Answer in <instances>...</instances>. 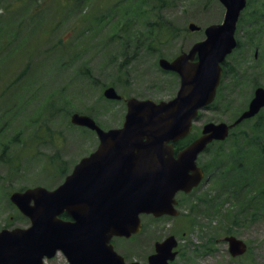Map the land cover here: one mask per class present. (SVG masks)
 Wrapping results in <instances>:
<instances>
[{
  "label": "rangeland",
  "instance_id": "rangeland-1",
  "mask_svg": "<svg viewBox=\"0 0 264 264\" xmlns=\"http://www.w3.org/2000/svg\"><path fill=\"white\" fill-rule=\"evenodd\" d=\"M248 4V9L263 12L264 0H248ZM224 11L218 0H0V229L29 224L9 201L13 191L34 186L52 190L95 150V133L71 124L72 113L90 116L103 129L120 127L125 101L103 97L108 83L124 98L156 102L173 98L179 78L161 69L158 59L171 60L186 52L204 38L205 27L222 22ZM156 21L164 31L160 43L149 50L146 45L139 48L135 36L129 42L123 40L128 33L149 32L146 24ZM247 21L251 19L241 22L246 26ZM189 23L200 29L189 31ZM239 26L238 42L244 47L249 44L243 33L249 30L258 42L259 59L253 63L244 53L237 79L242 85L234 94V51L226 57L232 80L225 79L223 97L217 103L199 112L193 123L195 136L206 123H232L254 87L264 88V36L255 32L264 27V18L246 28ZM165 29L171 33L166 35ZM62 41L68 44L63 47ZM125 58L131 59L118 70ZM30 63V71L23 76L22 69ZM233 140L229 137L221 149L228 152ZM219 145L201 154L198 165L216 158ZM212 178L205 175L191 192L176 195L177 216L168 217L167 222L141 216L140 233L129 240L116 238L114 248L145 263L154 241L172 233L180 253L171 264H264V210L232 222L223 213L234 211V198L215 199L218 212L212 207L210 200L221 189L213 186L219 175ZM227 235L246 242L247 251L230 256L222 240ZM50 264L66 262L60 255Z\"/></svg>",
  "mask_w": 264,
  "mask_h": 264
},
{
  "label": "water",
  "instance_id": "water-1",
  "mask_svg": "<svg viewBox=\"0 0 264 264\" xmlns=\"http://www.w3.org/2000/svg\"><path fill=\"white\" fill-rule=\"evenodd\" d=\"M223 20L204 29V39L172 60L161 58V69L179 76V88L168 101L126 99L121 127L101 129L94 120L73 113L70 122L93 130L98 146L82 158L53 190L41 186L12 192L10 202L29 220L26 228L0 230V264H42L61 250L70 264H124L110 243L140 231L139 215H176L177 192L189 193L203 178L197 156L212 141L224 140L229 129L264 107L258 88L247 110L231 125L207 123L201 135L174 154L173 143L190 133L198 110L210 104L221 78V63L232 52L234 31L245 0H219ZM190 31L199 28L188 24ZM110 100L121 96L113 87L103 91ZM66 213L71 221L58 216ZM234 257L245 243L225 237ZM173 236L155 244L147 264H168L176 255ZM131 264H140L137 262Z\"/></svg>",
  "mask_w": 264,
  "mask_h": 264
},
{
  "label": "trees",
  "instance_id": "trees-1",
  "mask_svg": "<svg viewBox=\"0 0 264 264\" xmlns=\"http://www.w3.org/2000/svg\"><path fill=\"white\" fill-rule=\"evenodd\" d=\"M262 11H264V7H262ZM104 19L106 18H101V20ZM118 26L114 30L115 34L119 31ZM163 27L159 21L147 23L146 31L149 29V32H139V34L128 33L123 40L126 39L129 42L135 36L136 40L134 41H136L139 48L146 45L147 50H149L150 47L160 43L163 35L161 32L164 31ZM169 33L171 31L165 29V34L168 35ZM67 44L68 42L64 43L63 41L60 43L63 47ZM134 53H137L136 50ZM130 59L125 58L122 63L117 65V69L122 70L129 63ZM31 65L32 63L26 64L22 69L23 76L28 74ZM231 72L232 69H229V63L224 61L222 64L221 81L214 103H217L223 97L221 89L223 83L226 81L225 79L232 80ZM93 81H96V79H93ZM234 82H238V80L234 79ZM104 86H113V84L110 85L108 83ZM232 86L234 90V85ZM242 125L237 126L239 130L236 134L234 132L229 134L228 138L234 137V144L228 152H224L221 149V144L226 142L228 138L224 142L213 143L208 146L206 152H208L207 150L212 145L220 144L215 156L216 158L212 161L209 159L201 165L207 179L212 178L215 174L219 175V178L213 180V186L221 188L220 190H215L218 195L210 200L213 203V209L218 212V204H216L215 199L222 196L227 197V199L234 198V211L227 210L223 213L224 216L232 218V222L234 223H237L243 214H248L253 218L264 210V113H260L248 127L240 128ZM192 137L194 136L192 135ZM190 140L192 138H187L176 143L175 150L180 149Z\"/></svg>",
  "mask_w": 264,
  "mask_h": 264
},
{
  "label": "flooded vegetation",
  "instance_id": "flooded-vegetation-1",
  "mask_svg": "<svg viewBox=\"0 0 264 264\" xmlns=\"http://www.w3.org/2000/svg\"><path fill=\"white\" fill-rule=\"evenodd\" d=\"M249 6H250V4H248V2H247V3H246V6H245V7L242 9V11L240 12L239 19H238V22H241L242 19H245V18L249 19V18H250L251 21H249V22L247 21V22H246V26H250L253 22L258 23L261 19L264 18V11H263V12H257V11H255V10H252V8H249V9H248ZM250 7H251V6H250ZM243 17H244V18H243ZM241 24H242L241 26H242L243 28H246V26H245V24H244L243 22H241ZM238 26H239V23H237L236 29L238 28ZM239 27H240V26H239ZM255 32H256V35H257V36H259L260 33H261L262 36H264V27H263V28L260 27L259 30L256 29ZM243 33H244V37L247 36V38H246V42L249 43V44H248L247 46H245V47L242 46V45L238 42V40H237V38H236V31H235V39H236V48L234 49V67H235V69H234V79H235V80L241 77V75H240L241 72H239V67L243 66V64L245 63V61H243V59H244V53H246V54L248 55V57L251 56V59L253 60V63L256 62V61L259 59V55H260V49H259V46H258V42L256 41V39H255L254 37H252L250 31H249V30L247 31V29H245V31H244ZM256 35H254V36H256ZM243 47H244V48H247V49L243 50ZM252 52H253V53H252ZM250 54H251V55H250ZM249 64H251V62H249ZM241 85H242V84H241L240 82H234V90H233V93H234V94H235V91H236V90L240 89V86H241ZM258 86H259V85H256V87H254L253 92H252V96L250 97L249 101H250V100L252 99V97L254 96V92H255V90H256V88H257ZM249 101H248V103H249ZM248 103H247L246 107H245L244 109H242V110L239 112V114H238L237 116L241 115V113L244 112L245 109H247V107H248ZM263 108H264V107H263ZM263 108L260 109V111L257 113L258 115H259L261 112H263V110H264ZM257 114H256V115H257ZM256 115H254L253 117H250V118H246V119H244V120L252 119V118H254ZM235 119H236V118H235ZM145 216L151 218V220H154V221H157V220H158V221H160V222H167V220H168V216H165V215L160 216V217H154L153 215H149V214L142 215L143 218H144ZM59 218L62 219V220H64V221H71V218H70L67 214H65V213L61 214V215L59 216ZM141 229H142V224H141ZM140 231H141V230H140ZM182 235L184 236L185 234L183 233ZM170 236H173V237L175 238V241H176V243H177V247H178V243H179V241L177 240L176 236L173 235L172 233H167V234L164 235L163 237H161V238H159V239H157V240L154 241V243H153V250L150 252L149 255H151V254L154 253V251H155V244H156V243H158V242H162L163 240H165L166 238H168V237H170ZM131 238H132V237L128 238V240L131 239ZM120 254L124 257V260H125L126 263H130V262H132V261H137V259H129V257L127 256V254L124 253V252H122V251H120ZM60 255H61L62 257H64L63 254H62V252H57L53 257H51V258H49V259H46V260L44 261V264H50L51 260H53L54 258H56L57 256H60ZM149 255H148V256H149ZM148 256L146 257V261H147Z\"/></svg>",
  "mask_w": 264,
  "mask_h": 264
},
{
  "label": "bare ground",
  "instance_id": "bare-ground-1",
  "mask_svg": "<svg viewBox=\"0 0 264 264\" xmlns=\"http://www.w3.org/2000/svg\"><path fill=\"white\" fill-rule=\"evenodd\" d=\"M172 4V3H171ZM237 174V173H236Z\"/></svg>",
  "mask_w": 264,
  "mask_h": 264
}]
</instances>
